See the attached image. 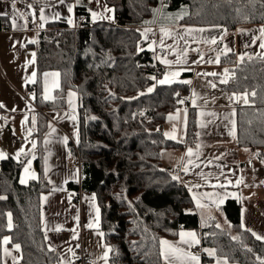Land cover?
<instances>
[{"label": "trees", "instance_id": "trees-1", "mask_svg": "<svg viewBox=\"0 0 264 264\" xmlns=\"http://www.w3.org/2000/svg\"><path fill=\"white\" fill-rule=\"evenodd\" d=\"M104 1L114 10L113 23L86 22L73 30L59 21L38 34L31 45L37 73L31 89L38 105L46 103L41 77L45 71H56L60 77L57 98L61 100L69 88L77 93L79 139L77 150H71L78 158L81 177L79 184L68 187L95 195L105 244L114 250L109 253V264H162L160 241L176 237L181 229L199 232L202 264L218 260L223 264L225 259L228 264H259L264 242L240 227L239 203L230 199L221 207L229 228H217L212 222L201 225L186 189L161 163V152L178 144L166 140L160 127L188 96L189 87L159 85L149 79H158L162 69L149 62L145 41L135 25L151 16L157 0ZM178 8L187 11L182 25L219 26L227 31L239 25L264 28V0L168 1L166 9ZM262 57L264 49L260 56L236 65L232 53L220 57L221 64L234 65L223 88L249 96V104L236 110L235 141L259 153H264ZM55 100L46 106H57ZM195 127V113L189 110L188 145L196 140ZM45 130L46 118L39 115L38 143ZM25 160H0V196L6 197L0 200V240L8 236L9 245L20 244L19 264H59V255L46 245L42 226V195L49 186L42 175L41 158L34 160L37 178L24 184L19 175ZM204 249H215L216 255L209 256Z\"/></svg>", "mask_w": 264, "mask_h": 264}, {"label": "crops", "instance_id": "crops-1", "mask_svg": "<svg viewBox=\"0 0 264 264\" xmlns=\"http://www.w3.org/2000/svg\"><path fill=\"white\" fill-rule=\"evenodd\" d=\"M29 3L33 5L32 9L26 7V4ZM68 5L73 6L71 14L67 11ZM16 8L19 11L34 12L35 16L27 18L26 26H24L25 21L19 19L17 24L21 27L14 30L11 23L13 14L11 0H0V12L8 14L7 16L0 15V103L5 105L4 108H0V152L5 153L6 158H14L21 148L24 149V152L19 156V158H26L21 168L19 182L24 177L25 183L33 180L30 178L31 175H35L37 178L34 160L38 157L41 158L42 175L49 186V191L42 195V197L48 198L46 201L42 200V226L46 245L48 249H52L59 255V264L61 261L63 264H71L79 248L87 254L90 264H105L102 257L107 245L104 235L101 237L98 234L103 233L100 229V211L98 226L87 227L89 223L94 225L97 223L96 209L98 206L96 198L92 199L95 195L68 187L69 184H79L81 177L79 164L71 150L74 146L77 147L79 139L77 93L73 88H69L65 91L63 98L58 99L55 94L60 88V77H58L59 87H54L57 78L49 76L47 78L48 89L52 99L45 100L43 98L44 73L56 72L45 71L41 77L42 100L47 103L57 98L55 100L57 106L48 107L46 103L38 105L34 99V91L31 89L33 83L26 82V80L31 77L33 71L36 72V60L31 63L32 53L35 51L31 46L33 43L29 41H36L38 34L46 30L50 23L61 21L70 28L67 20L69 16L73 19L77 10L86 13L89 23H113L114 10L104 0H99V2L92 0L91 3L89 0H80L79 4L76 3V0H65L64 4L59 3V0H32V2L18 0ZM41 8L44 9V15L47 17L46 22L39 19ZM105 8H110L112 11L107 12ZM92 12L98 14L95 20L91 15ZM57 13L59 18L56 16ZM184 13H186L185 8L175 10L165 8L156 30L150 27L140 30L146 50L162 48L166 51V55L162 58L170 63L164 64L160 59L157 62L162 69L161 79L166 73L179 71L180 75L175 77L171 84H184L181 82L184 80L191 81L190 84H186L189 87L188 106H180L171 111L160 127V132L166 140L178 144L177 147L167 148L161 152V163L164 167L171 169L174 175L179 178L177 181L186 189L193 204L192 211L198 216L201 225L210 222L220 226L226 225L227 221L221 207L227 200L232 199L239 203L240 227L252 236L254 232L264 237V153H256L251 149L238 146L235 137L229 135L233 127L232 121H236L237 108L248 105L249 102L245 104L243 100L233 99L234 94L240 96L244 93L223 88V85L227 84L232 77L231 69L241 62L240 57L249 59L252 55V41L249 42L245 37L244 47L241 49L238 41L239 32L243 31V34L247 36L248 30H260L261 28L260 26L242 25L232 31H227L223 27L211 26L201 27L205 29L204 32L187 35L186 29H199L200 27L178 29L176 26L178 18ZM101 16L105 18H101ZM41 23H43V27H39ZM162 28L171 35H163ZM192 36H195L197 41H193ZM211 37L217 38L216 44L204 42L206 38ZM162 38L163 46L160 44ZM225 46L231 51L225 52ZM185 49H187L186 53ZM193 49H198V51H193ZM229 53L233 54L234 65L221 64L220 57ZM201 54L203 55L202 61ZM178 56L186 58L187 63L176 64ZM217 56H219L218 63L216 62ZM225 69L228 70V82L220 83L221 79L226 78ZM212 72L217 75H203ZM211 84H215L216 87H211ZM70 92L75 93L71 98L69 97ZM193 93L196 95L193 96ZM247 99L249 101V96ZM193 100L196 102L195 105H193ZM189 110L194 111L196 120V140L192 145L186 143ZM233 113L235 114L233 115ZM39 115L46 118V130L40 143L35 135ZM169 115L175 116L176 119L170 121ZM25 117L28 119L25 120ZM33 117H35V125L32 123ZM22 121H24L23 124ZM201 124L205 126L201 127ZM29 129H31V135H28ZM52 129L55 131L53 132ZM165 132L170 133L174 138H166ZM197 133L200 135L197 136ZM65 138H67L66 143ZM33 142L36 145L35 148L32 146ZM198 144L200 145L199 149H197ZM189 148L193 150L191 157L186 155ZM29 160H31L30 165H28ZM189 160L192 163H188ZM26 166L29 168L27 173L24 171ZM185 166L189 169L187 173L183 171ZM179 173L184 175L179 177ZM237 181L241 182L237 183ZM220 184H223L224 187L213 188L211 186ZM196 185H200V187H196ZM53 188L58 190L52 192ZM201 193H219L223 197V202L219 204V210L214 204L209 208H197L193 195L199 197ZM233 193L235 195H232ZM202 203L207 204L209 201L205 199L202 200ZM57 225L61 227L60 231H55ZM73 229L78 233L77 239L72 238ZM181 231L194 232L200 243L199 232L184 229L179 230L176 237L163 240L179 244L180 247L194 255L197 252L199 264H202L200 260L201 248L193 250L196 245L199 248L200 244H195L191 248L186 244H180L179 233ZM253 237L256 239L255 236ZM259 241L264 242V240ZM77 245L79 246L77 247ZM3 247L1 246L2 264H13V256L17 258L19 264L20 251L17 252L12 249V245H7L11 256H4ZM69 249L72 251L69 252ZM162 262L164 264L163 259ZM209 264H217V261Z\"/></svg>", "mask_w": 264, "mask_h": 264}, {"label": "snow or ice", "instance_id": "snow-or-ice-1", "mask_svg": "<svg viewBox=\"0 0 264 264\" xmlns=\"http://www.w3.org/2000/svg\"><path fill=\"white\" fill-rule=\"evenodd\" d=\"M18 0H11V8H12V16H11V23H12V27L14 30L18 29L19 27H21V25H18L17 24V21L19 19H23L25 21V25L27 24V18L29 16H35V13L34 12H25V11H19L17 10L16 8V4H17ZM80 0H76V3L79 4ZM92 0H89V3H91ZM97 2H99V0H97ZM59 3L61 4H64L65 3V0H59ZM26 7L28 9H32L33 8V5L32 4H26ZM67 11L69 14H71L73 12V6L72 5H68L67 6ZM105 11L107 12H111L112 9L110 8H105ZM154 11H157V10H154ZM0 15H3V16H7L8 14L7 13H3V12H0ZM93 19L95 20L97 18V13L96 12H92L91 13ZM57 18H59V14L57 13L56 14ZM101 18H105V17H102ZM39 19L42 21V22H46L47 21V17L44 15V9L41 8L40 9V15H39ZM67 23L70 25V26H74V21L73 19L71 18V16H69L68 20H67ZM39 27H43V23H41L39 25ZM205 29L203 28H199V29H192V28H189V29H186L185 32L187 35H191L192 33L194 32H204ZM161 32L163 33V35L165 36H170L171 33L167 32L165 29H161ZM260 33H261V36H264V28H261L260 29ZM143 35V34H142ZM225 35H226V30H225ZM181 39H183V37H181ZM221 39H223V37H221ZM192 40L193 41H197V38L195 36H192ZM30 43H36L35 40L33 41H29ZM205 43H209V44H216L217 43V38L216 37H211V38H206L204 40ZM187 43V41H186ZM160 44L163 46L164 44V40L163 38L160 40ZM247 47V45H246ZM260 47L262 49H264V41L261 42L260 44ZM187 49H185V53H186ZM193 51H198V49H193ZM225 52H228V51H231V49H228L226 46H225V49H224ZM35 53H32V57H33V60L31 61V63H34L35 62ZM157 59H160L162 63L164 64H169L170 62L167 61L166 59L164 58H161V57H157ZM201 61L203 60V55L201 54V57H200ZM241 60H243V56L240 57ZM262 59H264V57H262ZM216 62L218 63L219 62V56L216 57ZM176 64H184V63H187V60L186 58H182L180 56L177 57V60L175 61ZM209 63H211V61H209ZM180 75V72L179 71H176V72H171V73H166L164 75V78L163 79H157L156 77L154 76H151L149 77V79L151 80H154L156 81V84H159V85H164V84H171L172 82H174V79L175 77H178ZM203 75H211V76H216L217 73L215 72H212V73H204ZM227 75H228V70L225 69V79H221L220 83H227L228 82V79H227ZM36 76H37V73L35 71L32 72L31 74V77L28 78V80H26V82H31V83H35L36 82ZM49 76H52L54 78H57L56 82L54 83V87H59V83H58V77H59V73L57 72H54V73H44V77H45V86H44V99L45 100H49V99H52V97L49 95V89H48V80L47 78ZM182 83L184 84H190L191 81H188V80H184V81H181ZM154 87L155 85L149 87L147 89V91L149 93H151L153 90H154ZM211 87L215 88L216 85L215 84H211ZM75 93L73 92H70L69 93V97L71 98L72 96H74ZM141 95H143V93H141ZM177 95H179V93H177ZM196 94L193 93V96H195ZM252 95H255V93H252ZM247 96L248 94L247 93H244L240 96H236L234 94V97L233 99H236V100H243V102L245 104H247L249 101L247 99ZM70 103H71V100H70ZM179 103H184L183 100L179 101ZM195 100H193V105H195ZM5 105H3L2 103H0V108H4ZM13 111H15V109H13ZM235 113H233L234 115ZM28 118L25 117V120H27ZM73 119H75V117H73ZM93 119H95V117H93ZM168 119L171 121V120H174L176 119L175 116H172V115H169ZM22 124L24 123V121L21 122ZM32 123L33 125H35V117L32 118ZM232 124H233V127L232 129L230 130L229 132V135L235 137V121H232ZM201 127H204L205 125L204 124H201L200 125ZM51 127V126H50ZM185 127H186V120H185ZM52 131L54 132L55 129H52ZM157 131H159V129H157ZM28 135H31V129L28 130ZM200 134L197 133V136H199ZM164 136L166 138H174L170 133L168 132H165L164 133ZM47 142V141H46ZM67 142V138H65V143ZM179 142V141H178ZM33 148H35V143L33 142ZM200 148V145L198 144L197 145V149ZM24 152V149L21 148L17 154H16V159L19 158L20 154ZM26 154V153H25ZM187 156L191 157L193 155V150L191 148H189L187 150V153H186ZM196 155L198 156L199 153L197 152ZM6 158V154L3 153V152H0V160L2 159H5ZM34 158V157H33ZM188 163H192L191 160L188 161ZM31 164V160L28 161V165ZM25 173H27L29 171V168L26 166L25 169H24ZM183 171L185 173H187L189 171L188 167L185 166L183 168ZM32 179H36L35 175H31ZM173 179H179L178 177L176 176H173ZM21 183H25V179L24 177L21 178ZM241 181H237V183H240ZM213 188L215 187H224L223 184H220V185H211ZM196 187H200V185H196ZM58 189L56 188H53L51 191L52 192H55L57 191ZM189 191H191V188H189ZM232 195H235L234 193ZM3 199H6V197L4 196H0V200H3ZM48 198L47 197H42V200H47ZM93 200H95V196L92 197ZM193 199L196 201V206L197 208H209L211 205H216L217 207V210H219V204L223 202V197L219 194V193H201L199 195V197H197V195H193ZM208 200L209 203L205 204V203H202V200ZM96 212H97V223L96 225H94L93 223H89L87 225V227L89 228H92L94 226H98V221H99V208L96 209ZM6 216H7V220H8V223H7V227L9 230L12 229L13 227V224H12V215L11 213H6ZM76 219L78 220L79 217L77 216ZM209 219H212V217H209ZM243 227V225H241ZM217 228H220V225L217 224L216 225ZM61 230V227L59 225L56 226L55 228V231H60ZM73 231V239H77L78 238V233L76 232L75 229L72 230ZM101 237L104 235L103 233H98ZM253 236L256 237L257 240H264V237L262 236H259L257 235L256 233H252ZM179 236H180V244H186L189 248H191L193 245L195 244H198L199 243V240L197 239L196 237V234L194 232H184V231H181L179 233ZM233 239H238V237H233ZM11 243V238L8 237V236H5L2 238V240H0V246H4L3 247V253H4V256H11V251H9V249L6 247L7 245H9ZM79 245H77L78 247ZM20 244L16 243V244H12V249H14L15 251L19 252L20 251ZM52 249H50L51 251ZM249 251H251V249H248ZM69 252L72 251V249H69L68 250ZM114 250L111 248V247H106L105 248V252H104V255L102 257V259L104 260L105 264H108V254L110 252H113ZM205 252L208 253L209 256H215L216 255V250L215 249H212V250H209V249H204ZM74 255V253H73ZM160 256L162 257V259L164 260V264H199V257L197 255H194L192 253H190L189 251L185 250V248L183 247H180L179 244H173V243H170L169 241L167 240H161L160 241ZM12 260H13V264H18V260L16 257H12ZM257 260L259 261V264H264V258H261V257H257ZM61 264H63V261H61ZM217 264H220V261L218 260L217 261ZM223 264H228L227 260L225 259Z\"/></svg>", "mask_w": 264, "mask_h": 264}, {"label": "rangeland", "instance_id": "rangeland-1", "mask_svg": "<svg viewBox=\"0 0 264 264\" xmlns=\"http://www.w3.org/2000/svg\"><path fill=\"white\" fill-rule=\"evenodd\" d=\"M168 1L169 0H157V4L154 7V10H157V11H153V13L151 14V16L149 18H147L142 23H139L138 25H135L137 30L140 32V30H142V29H144L146 27H150L151 29L156 30L159 27L160 20H161L162 13H163L164 9L168 7ZM186 15H187V11H186V13H184L183 15H181L178 18V22L176 24V26H178L177 27L178 29L187 28V27H196V26L182 25L181 20ZM239 26H242V25H239ZM203 27H210V26H203ZM178 29H177V31H179ZM248 31L249 32L246 34L247 36H245L243 34V31L239 32V35H238L239 45H240L241 49H242V47H244V43L243 42L245 41V37H246L247 40L249 42L252 41V44H253V46H252V55L250 57L251 58L258 57L263 52V49L260 47V44H261L262 41H264V36H261L260 30H258V29L257 30L256 29H250ZM165 55H166V51H165ZM164 56H161V58L164 57ZM158 79H161V75H160V77ZM183 101L186 102V104H184V103L182 104L181 103L180 106L187 107L188 106V98L187 97L184 98ZM238 146H240V145H238ZM240 147H245V146H240ZM245 148H248V147H245ZM248 149H251V148H248ZM76 150H77V147H76ZM251 150L252 151H256V153H259L258 150H255V149H251ZM75 158H76V162L78 163L79 161H78L77 156H75ZM220 227L227 229V228H229V225L227 223L226 225H221ZM195 249L199 250L200 247L198 248L197 245H196L195 247H193L194 251H195ZM196 254H198V253L196 252ZM162 264H163V262H162Z\"/></svg>", "mask_w": 264, "mask_h": 264}, {"label": "built area", "instance_id": "built-area-1", "mask_svg": "<svg viewBox=\"0 0 264 264\" xmlns=\"http://www.w3.org/2000/svg\"><path fill=\"white\" fill-rule=\"evenodd\" d=\"M73 21H74V26H71L70 28L73 30H77V29L82 28L85 25V23L88 21V18H87V15L85 12L76 11L74 13V16H73ZM164 55H165V50L162 48L148 50V53H147L149 62L153 63V64L158 62L159 59H157V57H161ZM184 104H186V102H184ZM73 149L76 151L75 146L73 147ZM183 175H184L183 173L178 174L179 177H182ZM178 183L181 187H183L179 181H178ZM71 264H90V259L88 258L87 254L84 252V250L79 248L76 251V254H75L74 259L72 260ZM204 264H208V263L204 262Z\"/></svg>", "mask_w": 264, "mask_h": 264}]
</instances>
